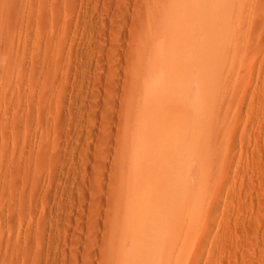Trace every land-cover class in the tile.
Instances as JSON below:
<instances>
[{
	"label": "rangeland",
	"instance_id": "obj_1",
	"mask_svg": "<svg viewBox=\"0 0 264 264\" xmlns=\"http://www.w3.org/2000/svg\"><path fill=\"white\" fill-rule=\"evenodd\" d=\"M200 1L0 0V264H264V0ZM177 53L189 106L149 220L133 177Z\"/></svg>",
	"mask_w": 264,
	"mask_h": 264
},
{
	"label": "bare ground",
	"instance_id": "obj_2",
	"mask_svg": "<svg viewBox=\"0 0 264 264\" xmlns=\"http://www.w3.org/2000/svg\"><path fill=\"white\" fill-rule=\"evenodd\" d=\"M202 2H203V0H201ZM200 1V2H201ZM188 2H189V0H188ZM192 2H193V0H192ZM215 2H216V0H215ZM194 4H193V6L194 5H196V3L195 2H193ZM187 4H189V3H187ZM218 4V3H217ZM191 5V4H190ZM216 5V4H215ZM189 6V5H188ZM208 6V5H207ZM211 6V5H210ZM195 8V7H194ZM204 8H206V6L204 7ZM185 9H187V11L186 12H189L190 11V9L188 10V8H185ZM185 9H183V11L185 10ZM191 10H192V8H191ZM192 11H190V13H191ZM194 12V11H193ZM184 13H185V11H184ZM198 14V13H197ZM193 15V14H192ZM186 16V15H185ZM187 16H189V14H187ZM186 16V17H187ZM185 17V18H186ZM180 19V18H179ZM182 19V18H181ZM183 20V19H182ZM204 20V19H203ZM180 21V20H179ZM178 22V21H177ZM176 22V23H177ZM203 22V21H202ZM175 23V24H176ZM179 23V22H178ZM178 23L176 24V25H178ZM206 24V23H205ZM175 26V25H174ZM178 26H180V25H178ZM184 27V26H183ZM193 27V26H192ZM202 27H203V25H202ZM176 29V28H175ZM174 29V30H175ZM177 29H178V31H179V28L177 27ZM169 30V29H168ZM171 30H173V29H171ZM180 30H181V28H180ZM187 30H188V28H187ZM186 31V30H185ZM185 31L183 32V33H185ZM198 31V30H197ZM200 31V30H199ZM173 32V31H172ZM182 32H180V33H182ZM205 32V31H204ZM169 33V32H168ZM171 33V32H170ZM179 33V34H180ZM182 33V34H183ZM189 33H190V31H189ZM181 34V35H182ZM198 34V33H197ZM170 35H173V33L172 34H170ZM175 35H177V31H176V34ZM185 35V34H184ZM179 36V35H178ZM177 36V37H178ZM187 36H188V34H187ZM173 37V36H172ZM185 37H186V35H185ZM182 38H184V36L182 35ZM170 39H171V37H170ZM175 39V38H174ZM201 39V38H200ZM168 40V39H167ZM190 40V39H189ZM197 39H195L194 41H196ZM184 42H181V43H185V40H183ZM194 41H192V39H191V42L193 43ZM187 44H189V42L187 43ZM184 46V45H183ZM187 46V47H186ZM190 45H186V43H185V48H188ZM192 46H194V44H191V47ZM195 47H196V45H195ZM197 47H198V45H197ZM183 48V47H182ZM192 48H194V47H192ZM191 49V48H190ZM195 49V48H194ZM189 51H191V50H189ZM189 51H187V53H190ZM194 51V50H193ZM197 51V50H196ZM182 52H184L183 50H182ZM181 52V53H182ZM174 53V52H173ZM178 53H180V51H178ZM174 54L175 56H172V61L171 60H169V65L167 66V68H166V71L168 72L167 73V75L165 74V75H162V76H164V77H162V79H159L158 80V83H159V86L157 85V87H161V91H160V93L161 92H163L164 91V93H162V95L163 94H170V96L172 97V98H170L171 100H168V101H171V105H174V107L173 106H169V104H166V101L165 102H161V104H159V103H156V105H154L153 106V109L155 108V111H156V113L157 114H155V117L154 118H152V120L151 121H149V123L151 122V126H150V124H149V126H150V128L151 129H153V132L149 135V136H147V134H146V145H147V147L149 148L150 147V150H151V155L147 158V155H146V157H145V159H147V160H149V163L151 164L148 168H146V173H142L141 171V177H140V179H139V177L138 176H134L133 178H135V179H137V180H144L145 179V181L146 180H152V182H154V184L156 183V185L157 186H160V184L158 185L157 183L159 182V181H161V174L160 175H157L156 177H153L152 176V174H154L155 173V171L154 170H156V168H157V166L159 167V169L160 168H167V166H172V165H175V163L177 162V155H179V154H177V148H175V144L177 145L178 143V140H177V138L178 137H176V138H174V139H171L170 140V138H172V136H173V134H174V125H173V120L172 119H175V115H177L176 113H177V109L179 110L180 108H177V104H176V101H177V99L178 98H180V95L184 92V96H183V105L184 104H186L187 102H188V99H189V97H188V95H190V94H188L190 91V89L188 88L189 86H187L188 84H189V82H188V84L185 86L186 88H185V90L184 89H181L182 88V85H183V83H184V79H183V82H182V85H180L181 83H179V86H180V89H179V86L178 85H176V86H178V87H176V86H173V87H169V86H166L165 85V81H166V84H167V80H170V77L172 78L173 77V80H174V77H177V78H175V79H177L178 80V77H179V75L177 74L178 73V71H176L175 70V68L176 67H178V70H179V63H183L184 62V64H183V66L181 67V68H183L184 67V65L186 66L187 65V63L188 62H185V61H183V56H181V54ZM184 54H185V52H184ZM173 55V54H172ZM170 56V55H169ZM191 56V55H190ZM188 57V56H187ZM194 57V56H193ZM192 57V58H193ZM169 59V58H168ZM182 59V60H181ZM184 60H187V59H184ZM196 60V59H195ZM189 61H192V60H189ZM171 62V63H170ZM196 62V61H195ZM193 63V65H191V66H193V68L194 67H196L195 66V64L196 63ZM199 62V61H198ZM189 65V64H188ZM198 65V64H197ZM190 66V67H191ZM185 68V67H184ZM189 68V67H188ZM193 68H191V69H193ZM162 70V69H161ZM182 70H184V69H182ZM189 72H190V70L189 69H187ZM187 70H185V71H187ZM165 71V72H166ZM176 71V72H175ZM188 71H187V73H185V74H188ZM193 71H195V70H193ZM193 71H191V72H193ZM155 72H156V70H155ZM176 73L175 74V76H174V73ZM183 72V71H182ZM164 73V72H163ZM181 73V72H180ZM184 73V72H183ZM157 74V73H156ZM191 74V73H190ZM196 76H198V75H196ZM192 78V77H191ZM185 80L186 81H189L190 80V75L187 77H185ZM153 83V82H152ZM192 83V82H191ZM153 84H151L150 86H152ZM148 88V87H147ZM151 88V89H150ZM149 89H150V91L152 90V92H153V94H152V96H150V98L152 97L153 99L154 98H156V94H158L157 96H159V94L160 93H158V92H155V91H153L154 89H153V87H150ZM148 89V90H149ZM192 89V88H191ZM147 90V89H146ZM148 90H147V93H148ZM189 92H188V91ZM181 93H180V92ZM183 91V92H182ZM185 91L187 92L186 93V95H185ZM146 92V91H145ZM151 92V93H152ZM156 94H155V93ZM196 92V91H195ZM147 93H145V95H147ZM150 93V94H151ZM144 95V96H145ZM188 97V98H187ZM193 97V96H192ZM195 97V96H194ZM151 98V99H152ZM145 99H146V96H145ZM150 99V100H151ZM152 99V100H153ZM150 100H149V103H151L150 102ZM180 100V99H179ZM178 100V101H179ZM145 102H146V100H145ZM147 103V102H146ZM173 103V104H172ZM178 103V102H177ZM153 105V104H152ZM182 105V104H181ZM186 105H188V104H186ZM186 105H184V106H186ZM176 106V107H175ZM189 106V105H188ZM178 107H181V106H179L178 105ZM187 107V106H186ZM149 109V111H150V109L151 108H148ZM152 110V109H151ZM182 110L184 111H186V109H183L182 108ZM192 110H194V109H192ZM184 111V112H185ZM180 112V111H179ZM181 113H183V112H181ZM193 115V111L192 112H190V110H189V115L191 116V114ZM178 116H180L181 117V114L180 115H178ZM182 116H183V114H182ZM186 117H184L185 119H187V117H188V115H187V113H186V115H185ZM189 116V117H190ZM193 117V116H192ZM142 118V117H141ZM150 118V119H151ZM177 118V117H176ZM192 119V118H191ZM185 121H187V120H185ZM143 122V121H142ZM175 123V122H174ZM195 126V125H194ZM177 126H175V128H176ZM149 130V129H148ZM147 130V131H148ZM149 134V133H148ZM172 134V135H171ZM177 134V133H176ZM175 134V135H176ZM181 134V133H180ZM191 134V131H190V129L188 130V131H184V133H182V135L184 136V139L186 138V140H187V137H188V135H190ZM145 136V135H144ZM169 136H171L170 138H169ZM145 141H144V143H145ZM184 142V141H183ZM143 143V144H144ZM179 143L181 144V141H179ZM186 143H188V142H186ZM181 146V145H180ZM183 146V145H182ZM187 146V145H186ZM175 148V149H174ZM154 149V150H153ZM181 149H183V148H181ZM180 149V150H181ZM188 151V150H187ZM150 152V151H149ZM154 152V153H153ZM189 153V152H188ZM183 154V153H182ZM186 155V154H185ZM136 157V156H135ZM141 160V159H140ZM146 160V161H147ZM152 161H156V163H152ZM157 161H159L160 163L158 164V162ZM147 163H148V161H147ZM147 166V165H146ZM145 166V167H146ZM140 168H142V167H140ZM145 169V168H144ZM172 169V168H171ZM170 169V170H171ZM140 170V169H139ZM164 170V169H163ZM135 172H136V170H134ZM133 171V172H134ZM153 171H154V173H153ZM144 172V171H143ZM159 172H161V169H160V171ZM131 174V173H130ZM136 175H137V173H136ZM138 175H139V173H138ZM164 174H162V176H163ZM158 176H160L159 178H157ZM130 177H132V176H130ZM165 179H166V175H165V177H164ZM168 180V179H167ZM167 180H164L165 181V183H166V181ZM163 181V182H164ZM144 182V181H143ZM163 184V183H162ZM162 184H161V186H162ZM166 184H168V183H166ZM170 185V184H169ZM172 185V184H171ZM157 186H156V190H157V194L155 195H153V197H147L148 199H146V200H142V199H139V200H141L140 202H138V204L140 205H138V204H136L137 205V208H135V211H134V213H137V214H139V215H142L144 218L145 217H149V220H150V218H152V217H150V216H154V214L156 213V212H159V210L161 209V207L163 208V206H165V208H166V200L164 201V199H163V196L161 195L162 194V188H163V186L160 188L159 187V189L157 188ZM176 186V185H175ZM164 187H166V186H164ZM169 187V186H168ZM171 188H173V187H171ZM175 188V187H174ZM164 189V188H163ZM166 189H167V187H166ZM165 190V189H164ZM165 191H168V190H165ZM168 193H170V191H168ZM173 193V192H172ZM175 193V192H174ZM170 195H172L171 193H170ZM166 195H164V197H165ZM173 196V195H172ZM168 197V196H167ZM171 197V196H170ZM134 198H136V197H134ZM146 198V197H145ZM169 198V197H168ZM172 199V198H171ZM171 199L169 200V202H171ZM175 198L173 197V200H174ZM134 202V201H133ZM136 203V202H135ZM172 203V202H171ZM169 206H170V204H168ZM173 205V204H172ZM171 205V206H172ZM176 205V204H175ZM174 206V205H173ZM172 206V207H173ZM175 208V207H174ZM164 209V208H163ZM162 209V210H163ZM171 209V208H170ZM176 209V208H175ZM131 211H133V209L131 210ZM174 211V210H173ZM162 213H163V211H162ZM143 214H145V215H143ZM173 214V213H172ZM138 215V216H139ZM163 215V214H162ZM160 216V215H159ZM162 218V217H161ZM163 218H164V216H163ZM155 219V218H154ZM166 219V218H165ZM162 220H164V219H162ZM156 221V220H155ZM154 220H153V222L154 223H158V222H155ZM161 221V220H160ZM139 222V221H138ZM142 222H144V221H142ZM152 222V221H151ZM151 222H150V224H151ZM152 222V223H153ZM146 223V222H145ZM162 223V222H161ZM160 224V223H159ZM141 225H144V224H141ZM147 225V224H146ZM145 225V226H146ZM149 225V224H148ZM156 224H154V226H155ZM150 227H151V225H149ZM156 226H158V225H156ZM159 226H161V225H159ZM158 226V227H159ZM146 227H148V226H146ZM132 228V227H131ZM162 228V227H161ZM166 228V227H165ZM149 229V228H148ZM153 229H155V231H157V233H158V228L156 229V227H153ZM161 230V229H160ZM160 230H159V232H160ZM167 229H166V231H165V229H163V236L164 237H167V235H169V232L167 233ZM155 233V232H154ZM157 233H156V235H157ZM152 235V234H151ZM154 236H155V234H153ZM159 235H161V234H159ZM162 236V237H163ZM160 237V236H159ZM137 240V239H136ZM134 243H135V241H134ZM136 245V244H135ZM137 248V247H136ZM137 259V258H136ZM134 260V259H133Z\"/></svg>",
	"mask_w": 264,
	"mask_h": 264
}]
</instances>
